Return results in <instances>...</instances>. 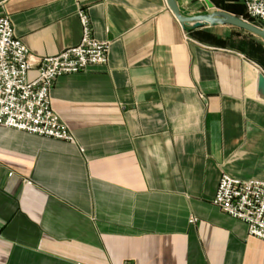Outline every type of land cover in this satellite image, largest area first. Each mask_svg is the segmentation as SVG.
Returning a JSON list of instances; mask_svg holds the SVG:
<instances>
[{
	"label": "crops",
	"instance_id": "0c3cea01",
	"mask_svg": "<svg viewBox=\"0 0 264 264\" xmlns=\"http://www.w3.org/2000/svg\"><path fill=\"white\" fill-rule=\"evenodd\" d=\"M81 10L110 49L53 84L74 141L0 128V264H264V242L212 204L223 174L264 182V41L217 27L200 30L221 45L201 43L165 0H0L35 59L80 42Z\"/></svg>",
	"mask_w": 264,
	"mask_h": 264
},
{
	"label": "built area",
	"instance_id": "2783aa9c",
	"mask_svg": "<svg viewBox=\"0 0 264 264\" xmlns=\"http://www.w3.org/2000/svg\"><path fill=\"white\" fill-rule=\"evenodd\" d=\"M246 16L264 26V0H240ZM80 42L59 54L31 56L15 37L10 20L0 17V128L72 143L73 135L51 106V90L61 77L107 64L109 43L93 37L88 15L79 11ZM37 66V78L28 73ZM212 204L246 225L250 236L264 242V182L242 181L223 174ZM123 264H135L125 262Z\"/></svg>",
	"mask_w": 264,
	"mask_h": 264
},
{
	"label": "water",
	"instance_id": "95a60500",
	"mask_svg": "<svg viewBox=\"0 0 264 264\" xmlns=\"http://www.w3.org/2000/svg\"><path fill=\"white\" fill-rule=\"evenodd\" d=\"M167 7L185 32H193L205 28L230 27L264 41V29L251 24L242 18L235 17L222 11H214L212 4L205 0L211 13L193 17H183L175 0H165ZM259 89L264 97V76L260 77Z\"/></svg>",
	"mask_w": 264,
	"mask_h": 264
},
{
	"label": "trees",
	"instance_id": "16d2710c",
	"mask_svg": "<svg viewBox=\"0 0 264 264\" xmlns=\"http://www.w3.org/2000/svg\"><path fill=\"white\" fill-rule=\"evenodd\" d=\"M217 9L229 13L235 17L238 18H242L243 20L254 24L257 27L260 28H264V26L260 25V24H256V22L250 18H248L246 16V12H245V8L244 6L241 4L240 0H234L233 4H222L221 1L218 0H209ZM238 31L239 33L242 34H247L243 31L240 30H235ZM190 34L197 39L199 42L204 43V44H212V45H221L222 41L221 40H217L216 38H213L207 31L204 30H198V31H193L190 32ZM249 35V34H247ZM227 46V43H225ZM243 50V49H242ZM248 53H249V57H254L260 54V49L258 47L256 48H252L248 47ZM251 55V56H250Z\"/></svg>",
	"mask_w": 264,
	"mask_h": 264
},
{
	"label": "rangeland",
	"instance_id": "374dc122",
	"mask_svg": "<svg viewBox=\"0 0 264 264\" xmlns=\"http://www.w3.org/2000/svg\"><path fill=\"white\" fill-rule=\"evenodd\" d=\"M263 29H264V28H263ZM236 32L239 34V32H238V31H236ZM240 34H242V33H240ZM236 46H237V48H238V47H240V45H236ZM241 47H243V46H241Z\"/></svg>",
	"mask_w": 264,
	"mask_h": 264
}]
</instances>
